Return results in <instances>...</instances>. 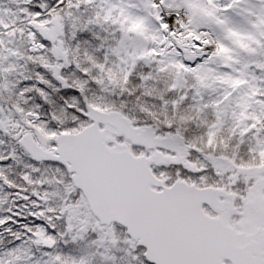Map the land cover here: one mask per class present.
<instances>
[{"label":"snow or ice","instance_id":"1","mask_svg":"<svg viewBox=\"0 0 264 264\" xmlns=\"http://www.w3.org/2000/svg\"><path fill=\"white\" fill-rule=\"evenodd\" d=\"M0 264H264V0H0Z\"/></svg>","mask_w":264,"mask_h":264}]
</instances>
